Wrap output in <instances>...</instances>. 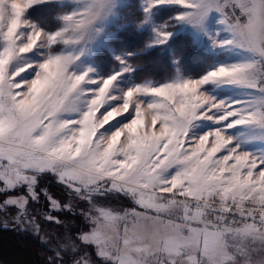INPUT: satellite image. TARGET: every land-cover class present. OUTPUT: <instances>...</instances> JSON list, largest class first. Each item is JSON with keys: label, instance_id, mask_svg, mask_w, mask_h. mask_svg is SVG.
<instances>
[{"label": "snow or ice", "instance_id": "snow-or-ice-1", "mask_svg": "<svg viewBox=\"0 0 264 264\" xmlns=\"http://www.w3.org/2000/svg\"><path fill=\"white\" fill-rule=\"evenodd\" d=\"M38 6L65 10L62 0H0L5 227L33 231L49 252L43 264H264V149L245 150L228 131L264 141V0H78L56 24L30 17ZM118 7L124 27L151 35L102 72L83 58L110 35ZM166 11L175 15L157 17ZM184 25L208 35L210 48L194 41L214 57L206 70L179 71L186 44L171 53L175 74L138 79L133 58L171 47ZM222 53L242 58L217 62ZM225 86L247 94L209 91ZM204 121L217 126L198 132ZM42 200L49 223L83 227L41 237Z\"/></svg>", "mask_w": 264, "mask_h": 264}, {"label": "rangeland", "instance_id": "rangeland-1", "mask_svg": "<svg viewBox=\"0 0 264 264\" xmlns=\"http://www.w3.org/2000/svg\"><path fill=\"white\" fill-rule=\"evenodd\" d=\"M127 2H128V0H118V3L121 5L126 4ZM62 3L64 4V9H65L63 12L61 11V9L59 7L41 8L38 6L35 10L30 9L29 15L32 18L39 17L41 19L48 21L50 24H56V23H58V21H57L58 15L69 14L72 10H74L76 8L78 0H62ZM161 13H162V15H161ZM161 13L156 14L157 17L160 18L161 20L168 19L170 14L175 15L174 12L170 13L168 11L161 12ZM159 15H161V16H159ZM209 23H210V28L212 31H215V30L222 27L221 25L218 24V16L216 14L212 15ZM122 28H124V26H123V21L121 20V7H118L115 10V15L110 18V22L106 24L105 29H104V32L107 34H110V35H105L103 39L98 40V42L93 46L90 54H88L87 56H85L83 58V63L94 64L97 67V69L99 71H102V72H109L113 69L118 70L119 66H118V62H116L114 59V54H120L121 52H124L126 50H121V49L117 50L116 48L111 47L109 41L115 35H117V33ZM135 29L139 30V31L141 30L142 32L145 33V35H146L145 44H146L149 40L150 35H151L150 28L149 27H142V28H135ZM182 32H188L190 34V37L193 39V42L195 41V38L197 36H199L201 41L203 42V44L210 48L208 35H206L204 32L198 31L197 29L193 28L190 25L182 26V31L180 33H182ZM194 44L196 45L197 48L205 51V47H202L200 44H197L195 42H194ZM161 47L166 48L165 46H156L155 48L150 49L146 52H149V51L154 50V49H159ZM102 50H104V51H102ZM205 52H207L209 54V60L207 63V64H209L213 61L214 57H213L211 52H209V51H205ZM170 56H171V54H170ZM148 57H150L148 59H153L155 56L149 54ZM100 58H102V60H109L110 61L108 66H107L108 67L107 69L103 70L101 68ZM241 58L242 57L238 54L222 53L219 58H215V59H217V62H225L226 60H236V59H241ZM171 59H172V57H171ZM24 62L25 61H21L20 65L22 66V64ZM149 62H151V61H149ZM172 64L173 63L171 60L170 65H172ZM204 70H206V67L204 68ZM179 71L181 73H183L184 75H193V74H190V72L182 69L180 67V65H179ZM154 72H156V70H150L149 71L150 75L147 74L148 76H146L142 79L147 78V79H151V80H159L157 77H155L157 75H155L156 73H154ZM176 72H177V67L175 65H172V70L168 76L173 75ZM202 72L203 71H201L199 68L198 70L194 71L193 73L199 74ZM145 73H148V71L146 70ZM197 74H195V75H197ZM195 75H193V76H195ZM168 76H166V77H168ZM209 91L213 95H216L218 98H221V99H224V98L239 99V98H243L247 94V90L232 88V87H228V86L221 87V88H211L210 87ZM216 126L217 125H214L211 121H204L198 125L197 131L198 132L207 131L208 129L216 127ZM111 130L112 129H109V131H111ZM228 131H229V134L237 136L241 141H243L242 147L245 150L256 151V150L264 149V141L256 139V137L259 135V133H257L256 130L237 127V128L229 129ZM43 184L48 188V190L50 192H52L56 196L62 195V188L57 186L56 183L53 180H51L50 178L45 179L43 181ZM125 206H127V205H125ZM34 207L36 208V212L40 218L39 222L41 224V237H43V238H47V237H45V234H47V236H56L59 233H64L68 230L69 227L73 228V229L83 227V223L80 219L63 217V216L61 218L64 220V227L57 226L55 224H51L48 221H46L43 218L44 214H45L44 213V201L43 200L40 202L39 205H34ZM10 219H11L10 216L5 217L3 215H0V223L3 226H5L7 221ZM7 227H12L13 229H15L18 232H28L37 238V236L31 230L25 231V230H22L21 228L13 227L10 224ZM37 241L38 242H36V243L39 245V247H44L41 239L37 238ZM22 249H23L22 242H16L15 241V243H12V241H10L9 238L0 234V256L4 257L6 260L11 262V264H13L11 261L12 258H16L17 262H14V264H23V262L21 261L22 258L20 255V254H22V256H24V257L27 256V260L25 261L26 263H24V264H37V261L34 260L31 257V255H28V254L26 255V252L22 253L23 252V251H21Z\"/></svg>", "mask_w": 264, "mask_h": 264}, {"label": "trees", "instance_id": "trees-1", "mask_svg": "<svg viewBox=\"0 0 264 264\" xmlns=\"http://www.w3.org/2000/svg\"><path fill=\"white\" fill-rule=\"evenodd\" d=\"M122 12L123 8L121 7V14ZM109 42L110 46L116 48L117 50L121 49L126 51H136L137 49H141L144 47V44L146 42V35L141 30L139 31L132 27H124ZM186 44H192L193 51H191L186 57L182 58L180 67L193 75L197 74L193 72L198 70L199 68L201 71H204V68L206 67L209 60V54L196 47L193 39L190 37V34L188 32H182L175 38L174 41L170 42L171 47H161L149 52H143L141 55L134 57L133 62L138 65L134 74L138 79H142L148 76L147 74L150 75V70H156V72L154 73H156L155 75L157 76L155 77H157L159 80L166 78V76L170 74L173 65H170L172 60L170 54L173 51H176L178 53L179 48ZM149 54L155 57L153 59H148L151 57H148ZM100 60L101 68L103 70L107 69L110 61L102 60V58H100ZM146 70L148 71V73H145ZM0 234L9 238L12 243H15V241L22 242V253L26 252V255H31V257L37 261V264H43V261H45L49 255L46 247H39V245L36 243L38 242L37 238L28 232H18L12 227H5L0 223ZM20 255L23 264L26 263L25 261L27 260V256L24 257L22 256V254ZM11 261L13 264L14 262H17L16 258H12ZM0 264H11V262L0 256Z\"/></svg>", "mask_w": 264, "mask_h": 264}]
</instances>
